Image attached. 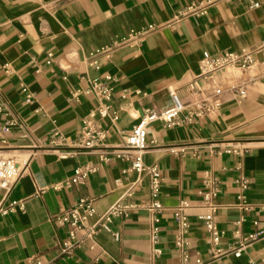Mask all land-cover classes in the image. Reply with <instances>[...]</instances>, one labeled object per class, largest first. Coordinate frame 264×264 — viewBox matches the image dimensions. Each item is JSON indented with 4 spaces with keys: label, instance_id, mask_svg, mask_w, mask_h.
Masks as SVG:
<instances>
[{
    "label": "crops",
    "instance_id": "1",
    "mask_svg": "<svg viewBox=\"0 0 264 264\" xmlns=\"http://www.w3.org/2000/svg\"><path fill=\"white\" fill-rule=\"evenodd\" d=\"M199 1L0 0V104L6 108L0 114V126H5L0 155L14 157L26 168L5 202L23 201L24 209L0 215V264H29L32 259L43 264H184L175 251L177 227L170 209L183 200L198 205L205 172L221 187L216 220L225 235L219 248L233 244L235 231L243 237L264 234V0H257L260 7L254 10L244 0L220 2L205 16L171 25L181 9ZM241 50L253 51L256 63L244 74L235 69L214 74L213 81L225 92L217 118L173 128L156 123L147 134L144 163L161 171L160 198L168 209L160 216L158 243H151L147 212L133 211L99 232L97 246L84 241L62 253L67 227L55 217L84 197L92 198L102 214L136 177H125L128 164L110 153L124 145L120 131L129 132L144 110L170 105V88L186 100V86L198 76L204 55ZM240 80H250L243 97L230 90ZM94 82L112 89L110 113L119 116L116 122L104 121L109 160L101 162L96 153L61 159V148L49 145L51 136L74 140L82 119L100 104L90 90ZM237 145L246 148L242 155L223 151ZM173 146L186 147L188 153L175 156L169 151ZM85 166L98 169L82 184L68 186L75 169ZM241 177L249 182V211L237 207L235 181ZM2 195L0 190V200ZM149 199L145 181L134 200ZM200 214L189 212L187 264L197 258L204 264H249L264 258V239L249 244L238 258H212ZM155 249L160 256H154Z\"/></svg>",
    "mask_w": 264,
    "mask_h": 264
},
{
    "label": "built area",
    "instance_id": "2",
    "mask_svg": "<svg viewBox=\"0 0 264 264\" xmlns=\"http://www.w3.org/2000/svg\"><path fill=\"white\" fill-rule=\"evenodd\" d=\"M232 0H201L195 4H190L181 9L174 16L171 25L176 27L180 22L190 17H201L207 14L208 8L220 2H230ZM249 10L260 7L257 0H244ZM149 26L148 30H154ZM47 64L52 62V54L47 55ZM256 63L254 52L241 50L240 52L223 51L218 54H206L199 62V74L190 83L187 84L188 98L183 100L177 91L173 88L168 90L170 105L163 108H150L144 110L138 118L136 125L129 132L124 130L120 134L124 138V145L113 149L110 153L113 157L121 159L128 165L123 170V175L127 177L135 174V179L125 186L124 195L113 205H111L102 214H97L92 198H81L78 203L60 212L55 221L63 227H67V238L63 242L62 253H70L74 248L83 244L84 241L92 242V246H97L95 236L103 231H108V225L116 218H125L133 211H145L149 215L151 228L150 239L152 244H157L159 240L160 216L168 209L163 205L160 198V189L163 182L162 173L155 165L147 166L144 163V155L148 150L147 134L156 123L164 128H173L175 126L194 125L205 119L217 118L222 109V97L225 92L219 84L213 81V76L217 72L226 69L238 70L241 74L248 72ZM8 65L4 68L8 69ZM250 80H240L232 85L230 90L239 97L244 96V87ZM91 92L99 99V106L86 115L81 121V127L74 140L68 142L64 136L54 133L51 136L49 145L51 147L61 148L60 158H73L83 153L98 154L101 162L109 160L107 157L108 149L105 141L108 137V129L104 126V121L111 118L116 122L119 118L118 113H110V101L112 89L98 82L91 85ZM30 96H26V103H30ZM6 108L0 104V114L5 112ZM13 121L7 124H12ZM14 123V122H13ZM0 130H5V126ZM171 154L175 156L186 155L187 148L183 146H173L169 148ZM211 152L214 150L210 149ZM225 153L242 155L246 148L242 145L233 146L223 150ZM214 153L220 155L221 151ZM195 155V152L192 153ZM97 167L85 166L76 168L73 177L67 182L68 186L82 184L89 174L95 173ZM25 165L21 166L14 157H4L0 155V190L3 195L0 200V215L7 216L16 214L24 209L23 201L12 202L5 205V202L25 173ZM148 182L150 199L143 203L134 200L138 190L144 182ZM204 190L199 193L200 199L198 205H192L189 201H181L175 208L170 209L174 222L177 227L175 235V251L182 258L184 264L188 263L190 258L186 234L189 229V212L199 210L201 214L199 219L209 235L212 258L220 257L225 254H233L240 257L242 252L258 239H264L262 232L241 236L239 231H235L233 244L226 250L219 248L220 241L225 232L219 229L217 225V214L220 209L216 199L221 193V187L218 180L213 178L209 172L203 176ZM239 188L237 195V207L243 211L251 210V205L247 201L246 190L249 182L241 177L235 181ZM116 188L122 186L121 181H115ZM83 232V237L78 238L77 234ZM161 255V251L155 249L154 256ZM29 264H43L39 259L30 260ZM195 264H204L199 258ZM249 264H264V258L259 261H251Z\"/></svg>",
    "mask_w": 264,
    "mask_h": 264
}]
</instances>
